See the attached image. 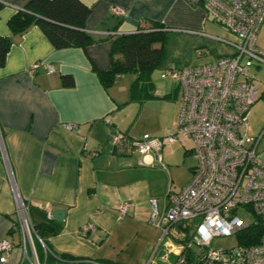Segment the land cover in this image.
Listing matches in <instances>:
<instances>
[{
  "label": "crops",
  "instance_id": "crops-1",
  "mask_svg": "<svg viewBox=\"0 0 264 264\" xmlns=\"http://www.w3.org/2000/svg\"><path fill=\"white\" fill-rule=\"evenodd\" d=\"M28 1L0 0V36L12 37L0 66V241L6 239L12 247L0 264H32L34 257L40 264H61L55 255L109 264H167L160 260L165 252L164 243L158 246L162 232L149 220L150 199L162 211L172 192L159 182L166 170L162 150L185 148L190 142L184 154L193 155L192 142L179 137L162 144L158 162L155 152L119 154L113 135L119 130L132 137L134 122L148 107L163 117L143 134L162 137L174 131L182 89L179 84L156 89L149 74V87L137 85L132 93V72L119 75L106 87L92 65L109 70L117 34L159 22L168 31L208 36L210 16L187 0H80L90 8L84 28L94 41L85 48L56 49L37 25L21 35L13 36L9 30L7 20ZM113 6L125 13H113ZM65 74L72 76V85L62 84ZM255 105L249 123L254 135L261 134L258 152L264 159V146L259 149L264 121L256 116ZM66 124H73V129ZM193 167L173 191L190 180ZM14 192L27 205L33 226H48L42 237L36 232L24 238ZM55 209L64 210L62 223L52 217ZM178 230H170L168 243L178 241Z\"/></svg>",
  "mask_w": 264,
  "mask_h": 264
},
{
  "label": "built area",
  "instance_id": "built-area-1",
  "mask_svg": "<svg viewBox=\"0 0 264 264\" xmlns=\"http://www.w3.org/2000/svg\"><path fill=\"white\" fill-rule=\"evenodd\" d=\"M187 1L202 6L226 30L230 38L208 35L225 46L226 51L205 63L179 67L172 64L161 70V77L177 81L182 89L174 131L162 137L143 134L133 138L117 130L113 145L119 151L130 148L131 153L143 155L155 152L161 162L162 144L179 137L192 142L196 162L190 180L168 195L162 211L156 200L150 199L149 220L160 228L158 246L164 243L165 248L160 260L186 264L188 251L195 249L196 259L202 264H264V232L252 245L211 246L213 237L235 235L256 218L264 226V159L258 152L261 134L254 135L249 123L251 108L260 92L248 71L250 65L264 64V49L256 45L257 32L264 24V0ZM111 11L125 13L124 8L117 6L111 7ZM48 70H52V65H48ZM73 127L66 124L67 129ZM14 199L18 227L25 239L30 238L36 230L27 205L17 192ZM120 209L124 212L125 205ZM47 216L51 218L50 213ZM173 227L179 229L178 241L171 244L168 242ZM11 247L10 241H0L1 262L6 260ZM61 262L109 264L92 259ZM31 263L40 264L36 257Z\"/></svg>",
  "mask_w": 264,
  "mask_h": 264
},
{
  "label": "trees",
  "instance_id": "trees-1",
  "mask_svg": "<svg viewBox=\"0 0 264 264\" xmlns=\"http://www.w3.org/2000/svg\"><path fill=\"white\" fill-rule=\"evenodd\" d=\"M89 14L90 8L80 0H29L23 8L18 9L10 16L7 26L14 36L21 35L31 25H37L56 49L71 46L85 48L94 41L84 28ZM167 32L169 31L164 29L161 23L149 22L147 25L139 27L135 32L117 34L111 45L109 70L99 71L92 65L101 83L107 87L119 75L132 72L135 74L132 93L135 92L137 85L149 87L150 72L154 68L162 66ZM11 43L12 37L0 36V66L4 64ZM61 78L63 85L73 84L71 75L65 74ZM115 150L119 154H131L128 150L119 151L117 148ZM45 229H48L47 225L35 226L40 237ZM262 232H264V226L260 219L256 218L255 222L236 232L237 243L245 246L255 244L260 240ZM55 257L60 261L72 259L68 255H55ZM186 264L202 263L196 259L193 251L189 250Z\"/></svg>",
  "mask_w": 264,
  "mask_h": 264
},
{
  "label": "rangeland",
  "instance_id": "rangeland-1",
  "mask_svg": "<svg viewBox=\"0 0 264 264\" xmlns=\"http://www.w3.org/2000/svg\"><path fill=\"white\" fill-rule=\"evenodd\" d=\"M205 34L211 36H220L223 38H230L226 30L215 23L211 18L207 22L205 28ZM256 45L264 49V24L261 25L257 32ZM197 51L201 54L197 55ZM226 51L225 46L216 42L208 36H201L199 34H188L183 32L169 31L166 34L164 42V55L160 67L154 68L150 74L155 88L160 86L163 89H172L178 84L177 81L172 79H164L160 77L162 67L168 65H191L201 64L211 61L213 58L218 57L220 54ZM249 74L253 76V82L258 88V92L264 93V64L260 66L250 65L248 67ZM157 89V88H156ZM257 103V104H256ZM254 105L257 106L255 114L262 121H264V95ZM253 113L250 116L249 122H253ZM168 112H166V116ZM162 116H158V110L154 107H148V109L142 113L133 124L132 137L141 138L144 131L151 126H157L160 123ZM177 122V119H176ZM264 124V122H262ZM176 128V124H175ZM148 134V133H147ZM152 136L151 134H149ZM191 146L190 142H186V147ZM264 146V139H262L259 149ZM185 148L175 145L172 150L164 148L161 152L164 156V164L166 165L165 174L159 175L161 178L159 182L166 186L168 190H175L174 188L178 184L184 183L187 180V176L190 173V168L195 165V159L191 153L184 154ZM136 153V152H134ZM165 156H170L171 159H167ZM237 243L236 236H215L211 241L213 248L230 247ZM164 264V263H159Z\"/></svg>",
  "mask_w": 264,
  "mask_h": 264
},
{
  "label": "water",
  "instance_id": "water-1",
  "mask_svg": "<svg viewBox=\"0 0 264 264\" xmlns=\"http://www.w3.org/2000/svg\"><path fill=\"white\" fill-rule=\"evenodd\" d=\"M52 217L56 219L58 222L62 223L64 217V210L62 209L53 210Z\"/></svg>",
  "mask_w": 264,
  "mask_h": 264
}]
</instances>
